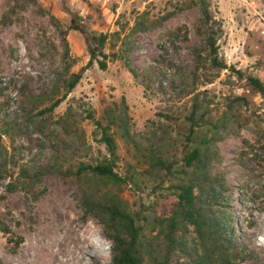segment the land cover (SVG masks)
<instances>
[{
	"label": "rangeland",
	"instance_id": "rangeland-1",
	"mask_svg": "<svg viewBox=\"0 0 264 264\" xmlns=\"http://www.w3.org/2000/svg\"><path fill=\"white\" fill-rule=\"evenodd\" d=\"M194 2L0 0V264H108L110 243L84 213L81 190H111L140 213L149 235L148 222L168 215L174 197L164 174L147 167L132 142L142 150L160 140L168 159L178 161L194 96L222 125L209 174L220 182L217 214L242 251L237 264H264V97L243 78L264 84V0H207L217 58L226 68L209 66ZM71 18L106 34V67L92 63L43 112L60 95L50 94L60 80L88 59ZM121 98L133 141L113 132V169L125 182L76 175L106 155L88 116L103 122L104 108ZM179 238L182 249L170 264H191L190 227Z\"/></svg>",
	"mask_w": 264,
	"mask_h": 264
},
{
	"label": "trees",
	"instance_id": "trees-1",
	"mask_svg": "<svg viewBox=\"0 0 264 264\" xmlns=\"http://www.w3.org/2000/svg\"><path fill=\"white\" fill-rule=\"evenodd\" d=\"M194 4L199 9V24L204 30L203 42L209 66L226 68L217 58L215 21L209 15L208 2L197 0ZM69 27L82 36L88 59L77 72L68 73L60 80L56 90L50 93L59 92L60 95L51 98L43 112L52 111L92 63L100 70L106 67L107 56L102 52L106 34H94L72 18ZM230 69L237 76L242 75L239 70ZM126 70L136 78L137 73L132 67L127 65ZM243 78L252 90L264 97V84L258 78L251 75H245ZM88 117L94 126L93 135H98L97 141L103 144L106 155L98 163L79 166L76 175L92 176L118 186L125 182V178L113 169L117 159L113 132L125 143L133 141L127 105L121 98L119 103L106 106L103 110V122ZM185 120L187 124L179 145L178 161L168 159L160 140L142 150L132 142L133 147L145 158L147 167L164 174L174 197L168 215L153 216L148 222L149 235L144 232V218L140 213L130 211L126 202L111 190H81V206L84 213L98 221L102 236L110 243L108 264H170L171 255L182 249L183 242L179 235H182L187 227L191 229L195 245L191 264H237L242 258V251L231 236V227L217 214L220 182L209 174L215 135L222 128V125H219L220 120L212 122L207 112L202 110L196 96L193 97ZM153 231L154 234L151 235Z\"/></svg>",
	"mask_w": 264,
	"mask_h": 264
},
{
	"label": "bare ground",
	"instance_id": "bare-ground-1",
	"mask_svg": "<svg viewBox=\"0 0 264 264\" xmlns=\"http://www.w3.org/2000/svg\"><path fill=\"white\" fill-rule=\"evenodd\" d=\"M90 246H91V245H90ZM82 249H83V248H82ZM86 250H87V249H86ZM88 251H89V250H88ZM88 251H87V252H83V254H81V255H82L81 258H83L85 254H88V253H89ZM78 258H80V257L78 256Z\"/></svg>",
	"mask_w": 264,
	"mask_h": 264
}]
</instances>
